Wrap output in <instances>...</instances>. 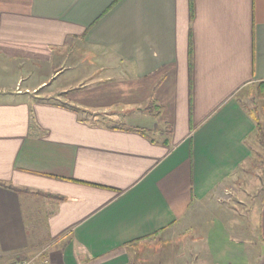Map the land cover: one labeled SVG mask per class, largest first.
I'll list each match as a JSON object with an SVG mask.
<instances>
[{
    "label": "crops",
    "instance_id": "0c3cea01",
    "mask_svg": "<svg viewBox=\"0 0 264 264\" xmlns=\"http://www.w3.org/2000/svg\"><path fill=\"white\" fill-rule=\"evenodd\" d=\"M73 48L100 62L75 89L0 96V264L50 245L51 264H179L261 145L264 0H0V63ZM259 225L254 264L264 202Z\"/></svg>",
    "mask_w": 264,
    "mask_h": 264
},
{
    "label": "rangeland",
    "instance_id": "374dc122",
    "mask_svg": "<svg viewBox=\"0 0 264 264\" xmlns=\"http://www.w3.org/2000/svg\"><path fill=\"white\" fill-rule=\"evenodd\" d=\"M82 52L76 48L68 49L67 55L56 54L51 64L3 61L0 63V96L24 93L26 87L42 81H46V85L40 89L39 96L60 92L63 87L75 89L79 79L94 71L100 63L98 58ZM83 57L87 60L83 61ZM57 69L60 72L52 78ZM20 79V85L16 86ZM243 92L247 107L255 110L257 93H253V89ZM103 121L113 122L109 118ZM255 150L254 159L246 174H241L235 190L223 191L201 207H195V214L175 239L186 240L185 243L178 242L174 249L170 248L169 254L181 257L175 259L179 264L186 260L191 264H254L257 255L261 254L259 224L264 202V147L259 144ZM53 249V246H47V254ZM33 256H21L20 259ZM160 256L166 257L167 254Z\"/></svg>",
    "mask_w": 264,
    "mask_h": 264
},
{
    "label": "built area",
    "instance_id": "2783aa9c",
    "mask_svg": "<svg viewBox=\"0 0 264 264\" xmlns=\"http://www.w3.org/2000/svg\"><path fill=\"white\" fill-rule=\"evenodd\" d=\"M46 254L47 248H44L33 257L17 259L11 264H51L50 259L46 256Z\"/></svg>",
    "mask_w": 264,
    "mask_h": 264
},
{
    "label": "trees",
    "instance_id": "16d2710c",
    "mask_svg": "<svg viewBox=\"0 0 264 264\" xmlns=\"http://www.w3.org/2000/svg\"><path fill=\"white\" fill-rule=\"evenodd\" d=\"M254 119L256 120L257 132L259 134L260 142L264 147V124L259 120V118L255 114H252ZM2 185V184H1Z\"/></svg>",
    "mask_w": 264,
    "mask_h": 264
}]
</instances>
